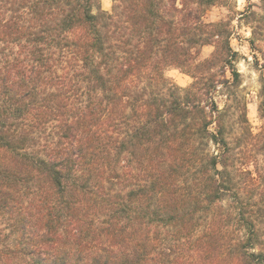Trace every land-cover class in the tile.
<instances>
[{
    "label": "trees",
    "instance_id": "trees-1",
    "mask_svg": "<svg viewBox=\"0 0 264 264\" xmlns=\"http://www.w3.org/2000/svg\"><path fill=\"white\" fill-rule=\"evenodd\" d=\"M233 1L0 0V264H264Z\"/></svg>",
    "mask_w": 264,
    "mask_h": 264
},
{
    "label": "rangeland",
    "instance_id": "rangeland-1",
    "mask_svg": "<svg viewBox=\"0 0 264 264\" xmlns=\"http://www.w3.org/2000/svg\"><path fill=\"white\" fill-rule=\"evenodd\" d=\"M99 1L103 10L111 11L113 0ZM251 8L256 10V15L250 13ZM232 17L230 41L238 52L235 66L241 73L239 95L247 102L248 118L253 132L257 133L263 123L258 111L260 91L264 83V7H261V0H234L232 10L214 6L207 11L205 18L207 21H218ZM213 50V46L203 47L200 57H208ZM165 74L181 87H186L193 81L190 75L175 67L167 68ZM225 93L226 90L221 89L216 96L221 107L226 102Z\"/></svg>",
    "mask_w": 264,
    "mask_h": 264
}]
</instances>
